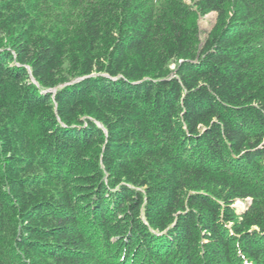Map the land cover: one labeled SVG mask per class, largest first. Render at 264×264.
Returning a JSON list of instances; mask_svg holds the SVG:
<instances>
[{"label": "trees", "instance_id": "1", "mask_svg": "<svg viewBox=\"0 0 264 264\" xmlns=\"http://www.w3.org/2000/svg\"><path fill=\"white\" fill-rule=\"evenodd\" d=\"M0 264H264V0H0Z\"/></svg>", "mask_w": 264, "mask_h": 264}, {"label": "rangeland", "instance_id": "2", "mask_svg": "<svg viewBox=\"0 0 264 264\" xmlns=\"http://www.w3.org/2000/svg\"><path fill=\"white\" fill-rule=\"evenodd\" d=\"M215 16H216L215 13L211 12L199 19V28L203 34H205L212 27L215 21ZM246 205H247L246 201L237 202V206H239L240 209L246 207Z\"/></svg>", "mask_w": 264, "mask_h": 264}]
</instances>
